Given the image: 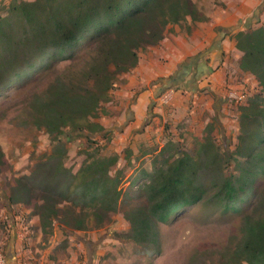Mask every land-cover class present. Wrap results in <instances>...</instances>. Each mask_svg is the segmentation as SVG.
I'll list each match as a JSON object with an SVG mask.
<instances>
[{
  "label": "trees",
  "instance_id": "1",
  "mask_svg": "<svg viewBox=\"0 0 264 264\" xmlns=\"http://www.w3.org/2000/svg\"><path fill=\"white\" fill-rule=\"evenodd\" d=\"M188 18L190 30L192 22L209 19L194 0H12L6 15H0V91L48 72L60 61L84 53L88 57L36 99L37 124L52 136V147L11 187V205L36 201L34 212L44 231L55 221L80 229L102 226L126 207L134 250L153 256L161 249L162 225L203 201L244 219L227 264H264V24H246L233 37L242 52L240 67L261 85L241 106L238 144L228 154L238 173H226L228 157L209 134L211 128L195 153L175 151L159 165L138 171L126 190L120 187V175L112 173L116 154L88 151L77 171L66 163L64 128H85L109 100L118 76L138 65L139 51L160 44L170 25ZM197 58L192 56L193 64L182 71L183 88L195 90V82L186 79ZM3 155L0 146V172ZM66 204L79 209H73L72 222L64 214Z\"/></svg>",
  "mask_w": 264,
  "mask_h": 264
},
{
  "label": "rangeland",
  "instance_id": "2",
  "mask_svg": "<svg viewBox=\"0 0 264 264\" xmlns=\"http://www.w3.org/2000/svg\"><path fill=\"white\" fill-rule=\"evenodd\" d=\"M194 2L209 19L192 22L194 26L190 30L188 18L180 24L170 25L166 35L184 34L186 39L201 40L214 35L212 43L200 54L218 40L235 42L234 34L246 24L254 28L264 24V0ZM11 3L12 0H0V15H6ZM177 41L179 47L184 46L182 40ZM151 47L139 51L143 62L151 60ZM229 55L237 67V56L231 52ZM226 56L223 53L221 59ZM87 57L88 53H84L74 61H60L52 70L36 72L28 81L0 91V146L4 153L0 172V264H3L4 252L12 241L19 242L23 264H227L242 236L244 219L241 215H224L216 206L203 201L186 207L162 225L161 249L153 256L134 250V243L129 238L130 223L124 214L126 207L113 213L111 220L102 226L80 229L77 224L64 225L55 221L44 231L34 212L36 201L10 204L11 187L19 177L29 174L35 162L52 147V136L37 124L36 99L57 77L81 67ZM191 58H186L167 76L149 82L151 95L146 115L139 121L134 117L133 105L148 84H129L133 69L121 73L116 87L109 92V100L102 103L97 114L89 117L85 128H64L62 138L69 147L66 163L77 171L88 151L103 156L116 154L118 162L112 173L120 175V187L126 190L138 171L159 165L175 151L195 153L210 128L209 134L215 137L221 154L227 159L238 144L241 106L261 90L259 79L252 73L250 76L235 69L233 74L237 76L234 78L237 83L227 86L226 106L220 101L221 94L216 98L212 91H200L197 97L189 95L180 81L182 71L193 64ZM230 91L243 98H229L227 93ZM236 169L235 161L228 157L226 173H238ZM260 183L264 186V174ZM73 209L79 210L71 204L63 207L70 222Z\"/></svg>",
  "mask_w": 264,
  "mask_h": 264
},
{
  "label": "crops",
  "instance_id": "3",
  "mask_svg": "<svg viewBox=\"0 0 264 264\" xmlns=\"http://www.w3.org/2000/svg\"><path fill=\"white\" fill-rule=\"evenodd\" d=\"M242 15H239L241 17ZM189 34H186L188 36ZM214 35L201 40L199 38L192 39L191 37L185 38L184 34H177L167 36L157 46H152L149 62H143L140 56L138 65L132 70L133 74L130 75L131 79L129 84L138 86L139 84H148L147 88L139 95L137 101L133 105L134 117L137 121L144 118L146 115L147 101L151 95L150 83L156 78L161 76H167L172 71L179 67L180 63L188 57L198 56V61L195 62L191 75L186 79H191L195 82V90L186 88L190 94L198 96L200 91H212L220 95V101L225 102L227 105V86L235 85L233 72L238 69L241 72H247L248 75H252L250 72L243 70L240 67L242 52L236 47V43L231 40H218L211 45L205 51L200 54L209 44L212 43ZM177 40L184 42L183 47L177 45ZM237 56L238 64L233 65L232 58L229 53ZM223 53L227 56L222 60ZM234 68V69H233ZM128 76V75H127ZM234 76V77H233ZM129 77V76H128ZM130 78V77H129ZM150 82V83H149ZM132 88V87H131ZM228 94V93H227ZM224 96V97H223ZM218 98V95L215 96ZM161 111L160 107H156ZM3 264H23L21 253L19 251V242L12 241L10 248L8 247L4 252Z\"/></svg>",
  "mask_w": 264,
  "mask_h": 264
},
{
  "label": "built area",
  "instance_id": "4",
  "mask_svg": "<svg viewBox=\"0 0 264 264\" xmlns=\"http://www.w3.org/2000/svg\"><path fill=\"white\" fill-rule=\"evenodd\" d=\"M228 96H229V98H243V95H238L237 92H235V91H230L228 93Z\"/></svg>",
  "mask_w": 264,
  "mask_h": 264
}]
</instances>
